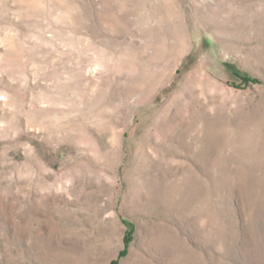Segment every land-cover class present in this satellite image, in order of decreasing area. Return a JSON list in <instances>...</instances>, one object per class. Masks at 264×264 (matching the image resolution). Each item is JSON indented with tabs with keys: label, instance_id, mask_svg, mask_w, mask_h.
<instances>
[{
	"label": "rangeland",
	"instance_id": "rangeland-1",
	"mask_svg": "<svg viewBox=\"0 0 264 264\" xmlns=\"http://www.w3.org/2000/svg\"><path fill=\"white\" fill-rule=\"evenodd\" d=\"M113 262L264 264V0H0V264Z\"/></svg>",
	"mask_w": 264,
	"mask_h": 264
},
{
	"label": "trees",
	"instance_id": "trees-1",
	"mask_svg": "<svg viewBox=\"0 0 264 264\" xmlns=\"http://www.w3.org/2000/svg\"><path fill=\"white\" fill-rule=\"evenodd\" d=\"M238 75V74H237ZM238 77L239 78H241L244 82H250V81H252V82H258V80H256V79H254V78H250V77H248V76H239L238 75ZM131 231H127L126 233H125V236H124V241H125V244H127L128 242H129V240L131 239ZM124 252H125V249L124 250H122L121 252H120V255H123L124 254ZM116 262H113V264H115Z\"/></svg>",
	"mask_w": 264,
	"mask_h": 264
}]
</instances>
